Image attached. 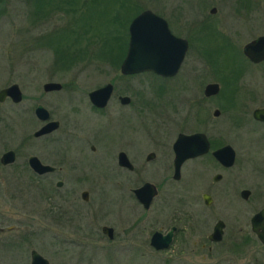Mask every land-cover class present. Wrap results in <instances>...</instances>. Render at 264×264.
I'll list each match as a JSON object with an SVG mask.
<instances>
[{"label": "rangeland", "instance_id": "obj_1", "mask_svg": "<svg viewBox=\"0 0 264 264\" xmlns=\"http://www.w3.org/2000/svg\"><path fill=\"white\" fill-rule=\"evenodd\" d=\"M31 1L0 0V89L17 83L23 93L19 104L0 103V155L13 149L17 157L12 166L0 169V178H9V183L0 180V210L15 212L24 205L28 215L42 219L46 203L41 195L31 189L18 191L21 187L16 185L33 177L26 163L30 155L48 162L58 153L64 163L57 178L76 182L78 193L87 189L90 202L76 217L75 234L58 226V232L43 231L28 222L11 238L0 240V264H29L32 249L51 264H187L178 240L170 251L155 252L149 245L151 234L184 224L209 230L215 222H209L212 216L245 226L246 204L239 192L249 186L247 162L260 155L251 148L256 146L251 140L264 125L256 124L251 113L264 106V69L248 64L242 47L264 34V0H100L91 10L95 17L102 14V21L87 18L84 24L74 20L75 13L52 7L41 12ZM239 1L253 6L231 9ZM222 3L227 7H219ZM214 6L217 11L210 13ZM135 8L134 16L149 9L163 17L176 36L188 40L174 77L148 72L120 76V65L116 68L97 58L104 38H115L118 45V38L127 34L128 41L134 16L125 20ZM119 21L123 26L118 28ZM67 29L80 30L84 48L83 60L70 67L56 60V43L51 41ZM210 49L227 50L215 63L208 59ZM49 81L60 82L63 89L43 92L42 85ZM107 82L114 84L108 108L92 110L87 93ZM211 82L221 89L206 98L203 89ZM118 94L131 97L129 108L119 105ZM37 104L60 122V128L45 138L32 137L41 126L34 115ZM215 108L221 111L219 117L212 116ZM253 130L259 132L252 134ZM193 132H204L212 148L234 147L238 155L234 167L225 170L206 155L186 162L181 180L174 182L171 145L178 133ZM119 151L126 152L135 172L117 165ZM151 151L156 157L146 162ZM216 173L223 175L217 183L212 181ZM144 182L159 190L149 212L131 191ZM204 192L214 199L211 207L202 203ZM103 225L114 227V243L101 233Z\"/></svg>", "mask_w": 264, "mask_h": 264}, {"label": "flooded vegetation", "instance_id": "obj_2", "mask_svg": "<svg viewBox=\"0 0 264 264\" xmlns=\"http://www.w3.org/2000/svg\"><path fill=\"white\" fill-rule=\"evenodd\" d=\"M243 4L246 6H248V5L250 6V5H252V2L246 4L243 2L240 3V1H239L238 3H235V7H232L231 9H233V10L243 9V7H242ZM219 7L225 8V7H227V4L222 3ZM212 8H215V12L217 11V7L214 6ZM228 10H229V8H228ZM248 10H253V7H248ZM259 36H264V34L258 35L257 37H259ZM177 37H179V36H177ZM257 37L251 39L250 41L256 39ZM180 38H182V37H180ZM222 38H223V36H222ZM224 40H226V39H224ZM226 41L229 43L228 40H226ZM250 41H248V42H250ZM187 42H188V40H187ZM188 46H189V44H188ZM243 48H244V46L242 47V54L244 55ZM244 57L246 58L248 64H250L253 68L256 69V68L260 67V69H264V59H262L259 62H253L252 60L247 58L245 55H244ZM132 75H138V74H132ZM132 75L120 74V76H132ZM155 75H157V74H155ZM157 76H159L161 78H167V79L174 77V76L164 77L161 75H157ZM100 87H98V88H100ZM62 89H63V87H62ZM96 89H94V90H96ZM57 92H59V91H57ZM90 92L87 93V97H88V101H89V104L91 106V109L96 110V111H102V110L108 108V105H109V103H110V101L114 95V84H113V91H112L111 97H110L107 105L103 108H99V107L95 106L94 104H92V102L89 99V93ZM120 96H127V95L118 94L116 96V100L122 108H124V109L129 108L131 106V103H132L131 97H130V102L128 104H122L120 102V99H119ZM6 100H9V99H6ZM259 108H264V106L257 107L255 109H259ZM255 109H253V111ZM134 110H135V108H134ZM253 111L251 113L252 120L256 124L258 123L260 125H264V121L257 120L253 117ZM50 119L53 120L51 118V114H50ZM38 122L41 124V126L43 124H45V122H42L39 120H38ZM59 128H60V122H59L58 129ZM57 130H55V131H57ZM55 131H53V132H55ZM53 132L46 134V135H43V136H40V137H35L32 134V137L33 138H43V137L45 138V137L49 136L50 134H52ZM256 132H259V131H257V130L251 131L252 134H254V133L256 134ZM175 139H174V141H175ZM252 143H255L256 146L255 147L251 146V148L252 149H258V151L260 152L259 154L261 156L258 155L257 157H254V160L251 158L252 159L251 163H248L249 161L247 162V176H248V180H249V186L247 188L241 189L239 192V196L242 199V202H244L246 204L245 226L236 227V225H229L227 219L221 218V217L215 218L214 216L211 217L212 220H210V221L208 220L209 222L215 221L209 230H207L208 228H205V227H202V228L198 227L197 228L195 226H190V225H186V224L181 225L180 227L176 226V225H171L165 232H162L161 230H156L151 234V236L149 238V245H150V247H152L154 249L155 252H160V251H165V250L170 251L174 242H176L178 240L180 242L182 252L186 255V258L188 259L187 264H264V130L260 132V135H258L256 137V139L251 140V144ZM218 147H220V146H218ZM218 147H216V148H218ZM216 148L211 147V150L207 154L186 160L182 164V166L190 160L201 158V157H204L206 155H209L214 161H216L215 158L211 155V151L213 149H216ZM171 149H172V153H173V160H172L173 171H172L171 179L174 182H179L181 180V177H182V166H181V170H180V174H181L180 178L178 180L174 179L173 178V174H174L173 162H174L175 154L173 151V143L171 145ZM10 150L14 152L15 160L12 163L4 164L3 162H1V157L5 152L10 151ZM90 150L94 152L95 146L91 145ZM120 152H124L126 154L125 151H119L117 153V159H116L117 165L121 169L126 170L127 172H130V173L135 172L134 164L130 161L127 154H126V156H127L128 160L130 161V163L132 164L133 169H128L127 167L120 166L118 164V154ZM150 153H153L154 156H153V158L148 159V155ZM30 156H36V155H30ZM30 156L27 157L26 163H27L28 171L29 172L31 171V173H32L31 175L33 177L29 178V179L22 180V183L19 181H16V185L21 187V188H18V191H27V190L31 189L33 191L38 192L41 195V199H43L44 203H46V206L44 207V210L42 211L43 213L41 214L42 219H39L34 215H31V216L28 215L29 210L24 205L23 206L21 205V207H18V209H21V210H16L15 212L14 211H2V210H0V240L8 239L10 237L11 233L16 232V231H18L24 227H27L28 222H30L31 224L33 223L35 228L39 227L40 230H43V231H45L47 228H49V229L56 230L58 232V229L55 228V226H58L60 229H64V228L67 229L68 228L71 230L72 233H74L77 231V228L75 229L76 224H77L76 217L78 215H80V216L82 215L81 214L82 213L81 210H83L82 208H84V206L88 205L90 202V194H89V191L87 189H83L80 193H78L79 190L77 188L76 182H69V180L65 181V180L57 178L60 175L61 170H62L61 164L64 163V160H62L63 158L58 153H56L53 161L44 162L39 158V160L42 164L48 165V166H51L54 168L52 171H47V172H44L41 174L33 171L31 169V167L29 166L28 159ZM237 156H238L237 151L235 150V162H234L233 166H231V167H225V166L221 165L218 161H216V163L219 164V166L225 170L232 169L234 167L236 161H237ZM155 157H156V153L151 151V152L147 153V155L145 156V161L146 162L152 161L155 159ZM16 158L17 157H16V151L15 150L8 149V150L4 151L0 155V169H2L4 171L5 168L7 169V167L12 166L15 163ZM216 175H220V178L217 180L214 179V177ZM222 178H223V175L221 173H216L215 175H213L212 181L217 183V182L221 181ZM0 180L4 181V183H9V178H7V177L3 176L2 178H0ZM156 188H157V191H159L157 185H156ZM133 189H135V188H133ZM133 189L131 191H132L133 197L137 201L138 205H140L144 211L149 212L150 208L152 207L154 199L158 196V193L151 200L149 207L145 208L143 206V204L135 196ZM242 190H247L249 192L247 194L246 198H243V196L241 195ZM48 191H52V193L47 194ZM205 194L211 198V201L209 204L205 203V198H204ZM201 200H202V203L204 204L205 207H211L214 203L213 197L209 193H206V192L201 194ZM231 202L229 204H232ZM256 217H258L257 220H256ZM138 221H139V218H138ZM255 222H257V225ZM218 223H221L220 229L222 231L219 239L216 238V235L214 233L215 226ZM103 226H108V225H103ZM102 227L100 229L101 233L106 237V239L108 240L109 243H114L115 239L117 238L115 236L114 227L108 226V227L113 228V237L112 238H109L106 234H104L102 232ZM172 228H174L172 231V238H171V241H170L169 245L167 246V248L162 249V250H157L151 243V239H152L153 234L158 231L164 235L169 230H171ZM243 229H245L244 234L242 232ZM65 235L67 237L70 236L68 233H65ZM75 239L77 240L76 237H75ZM32 250H35V249H32ZM30 263H31V256H30L29 264ZM50 264H51V262H50Z\"/></svg>", "mask_w": 264, "mask_h": 264}, {"label": "water", "instance_id": "obj_3", "mask_svg": "<svg viewBox=\"0 0 264 264\" xmlns=\"http://www.w3.org/2000/svg\"><path fill=\"white\" fill-rule=\"evenodd\" d=\"M211 13L215 12V8H211ZM128 45L125 56L120 64V73L123 75L136 74L140 72H153L155 74L171 77L176 75L185 58L188 49L187 40L175 36L168 27L166 20L147 9L136 15L128 26ZM244 55L253 62H259L264 59V36L246 43L243 48ZM62 84L56 81L45 82L42 90L45 93L60 91ZM113 91V84L105 85L93 90L89 93V99L95 106L103 108L107 105ZM220 92V85L217 82H211L205 85L203 94L206 98L214 97ZM10 99L14 104H19L23 100V93L17 83H12L0 89V102ZM122 104L130 102L129 96H120ZM34 115L39 121L45 122L33 136L40 137L49 134L59 127V121L50 119V112L42 104H37L34 108ZM221 111L218 108L213 109L212 116L219 117ZM253 117L257 120L264 121V108L255 109ZM211 149V143L208 136L204 132H193L190 134L179 133L173 142L174 157V174L173 178L178 180L181 176L180 170L182 164L190 159L207 154ZM211 155L221 165L225 167L233 166L235 162V150L230 144H224L211 151ZM154 154L150 153L148 159L153 158ZM15 160L13 151L5 152L1 157L4 164L12 163ZM31 169L39 174L52 171L54 168L44 165L37 156H30L28 159ZM118 164L120 166L133 169L132 164L128 160L124 152L118 154ZM220 175L214 177L219 179ZM135 196L148 208L151 200L157 195L156 185L151 182H145L140 187L133 189ZM249 192L242 190L241 195L246 198ZM205 203L209 204L211 198L204 195ZM258 217H256V220ZM257 225V222H255ZM221 223L215 226L214 233L216 238L221 236ZM166 234L155 232L152 236L151 243L157 250L167 248L172 238V231ZM102 232L109 238L113 237V228L108 226L102 227ZM30 264H50L49 260L38 253L31 250Z\"/></svg>", "mask_w": 264, "mask_h": 264}, {"label": "trees", "instance_id": "obj_4", "mask_svg": "<svg viewBox=\"0 0 264 264\" xmlns=\"http://www.w3.org/2000/svg\"><path fill=\"white\" fill-rule=\"evenodd\" d=\"M31 4H34L36 7L39 6L41 12H44L46 8L52 7V10H63L66 13H72V14L75 13L74 20L84 24L87 18L90 19L95 17V13L92 12L91 8L93 7V5H99L100 0H32ZM83 5H86L85 10L84 7L82 8ZM137 12L138 11L135 8L134 12L129 17H127L125 21L126 22L129 21L132 18V16H134V14H136ZM102 17L103 15L99 14L97 17H95V20L100 22L102 21ZM106 22H109V20L106 19ZM122 24L123 23H120L119 21L118 28ZM67 30H68L67 32H65V30L61 31V33L57 36V38H53L51 41L56 43V49H57L56 60L58 59L60 63H63L70 67V66H74L77 62L83 60L84 48L82 47L83 45H81L82 35L80 30L79 32L75 29H67ZM120 38L121 37L118 38V42H117L118 45H115V38L114 39L110 37L104 38V42L102 43L103 44L102 48L103 47L104 48L103 49L101 48L102 50L100 49L101 51L99 52L97 57L100 58L99 59L101 60L100 62L116 66V68L119 67L124 57L123 55L126 52L127 42H128L127 34L122 39ZM223 39L225 38L223 37ZM105 40L107 42H105ZM121 42L123 43V45ZM71 44L74 46L71 47ZM227 49L229 50L228 52L230 53V48L227 47ZM227 49L221 50L219 52H216L214 49H210L211 52L208 53L209 56L208 59L211 60L214 58L212 61H215L216 63L217 62L216 59L221 58L222 55L224 54V51ZM229 56L231 57V54H229Z\"/></svg>", "mask_w": 264, "mask_h": 264}]
</instances>
